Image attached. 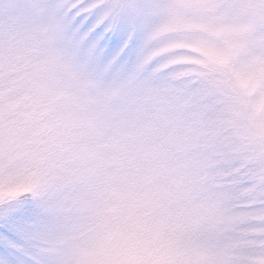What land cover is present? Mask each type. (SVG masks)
<instances>
[{
	"label": "snow or ice",
	"instance_id": "snow-or-ice-1",
	"mask_svg": "<svg viewBox=\"0 0 264 264\" xmlns=\"http://www.w3.org/2000/svg\"><path fill=\"white\" fill-rule=\"evenodd\" d=\"M0 222L27 264H264V0H0Z\"/></svg>",
	"mask_w": 264,
	"mask_h": 264
},
{
	"label": "rangeland",
	"instance_id": "rangeland-1",
	"mask_svg": "<svg viewBox=\"0 0 264 264\" xmlns=\"http://www.w3.org/2000/svg\"><path fill=\"white\" fill-rule=\"evenodd\" d=\"M23 225H17L14 228H9V226L0 222V258L7 257L12 261V264H27L28 257L24 256L20 252L10 249L5 246L2 237L7 235L9 238L16 240L18 243L24 244L22 232L19 229Z\"/></svg>",
	"mask_w": 264,
	"mask_h": 264
}]
</instances>
